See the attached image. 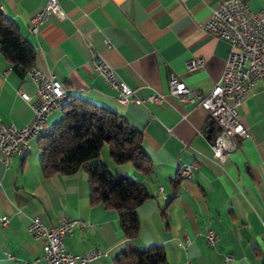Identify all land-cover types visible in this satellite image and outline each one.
Here are the masks:
<instances>
[{
	"label": "crops",
	"instance_id": "obj_1",
	"mask_svg": "<svg viewBox=\"0 0 264 264\" xmlns=\"http://www.w3.org/2000/svg\"><path fill=\"white\" fill-rule=\"evenodd\" d=\"M222 0H60L66 17H50L31 31L30 19L47 0H0V9L35 46V64L54 71L67 95L104 104L118 111L143 132V146L153 168L140 173L129 163L118 164L104 147L101 159L111 171L144 183L150 196L138 207L139 248L162 245L170 264H264V78L239 106L247 136L240 139L224 163L211 150L216 124L207 111L169 92L171 72L191 89L207 93L219 81L230 50L228 41L202 28V22ZM258 10L264 0H245ZM91 43L130 87L159 102L124 103L118 92L91 63ZM203 63L188 70L187 61ZM21 92L35 93L28 74L21 77L1 53L0 118L22 127L32 118L31 101ZM62 108L48 117L52 124ZM28 151L0 162V264H47L43 241L27 229L31 217L56 225L63 216L78 218L65 238L68 250L100 249L104 256L88 264H112L113 255L129 240L115 209L90 201L84 168L69 175L45 176L37 141ZM2 153H0V156ZM194 166L189 178L180 169ZM162 187V188H161ZM208 229L216 242L207 241ZM10 253L12 257L7 256ZM227 255L231 258L226 262ZM39 259L38 261H36Z\"/></svg>",
	"mask_w": 264,
	"mask_h": 264
},
{
	"label": "built area",
	"instance_id": "obj_2",
	"mask_svg": "<svg viewBox=\"0 0 264 264\" xmlns=\"http://www.w3.org/2000/svg\"><path fill=\"white\" fill-rule=\"evenodd\" d=\"M51 14L60 19L66 17L60 0H47L31 17V31L36 33L38 26ZM201 26L204 31L230 44L222 76L209 92L203 93L191 89L182 76L173 71L169 78V92L182 101H189L207 111L217 126V132L211 142L212 155L217 161L224 163L230 154L240 147V139L248 134L247 127L240 118L239 106L252 87L264 78V5L254 10L245 0H222L217 8L211 10ZM89 51L94 69L118 92L119 99L124 103L133 101L136 104H145L146 101L159 102L162 99L161 94H152L147 98L136 96L134 89L119 77L114 67L94 51L91 43ZM202 63V58L192 57L187 61V68L191 71ZM27 74L35 84V93L31 95L21 92V97L31 101L32 118L22 127L14 123H4L0 118V162L5 166L14 155L29 150L33 136L46 127L49 115L57 105H61V99H66V89L54 71L43 69L34 63ZM193 168L194 166L190 165L181 168L180 175L191 177ZM0 221L5 226L8 217L2 216ZM76 227L82 228L84 223L78 218L68 216H63L56 225L45 223L40 216H34L27 225L28 231L43 241L42 258L47 264H88L104 256L100 249L83 253L68 250L65 238L71 235ZM207 241L212 246L216 242L212 229H208ZM7 256L12 257L10 253H7ZM229 258L231 255H227L226 262Z\"/></svg>",
	"mask_w": 264,
	"mask_h": 264
},
{
	"label": "trees",
	"instance_id": "obj_3",
	"mask_svg": "<svg viewBox=\"0 0 264 264\" xmlns=\"http://www.w3.org/2000/svg\"><path fill=\"white\" fill-rule=\"evenodd\" d=\"M1 53L24 77L36 61V48L18 25L0 9ZM62 117L37 141L40 166L45 176L69 175L84 168L90 183V201L115 209L120 226L129 239L112 257V264H170L162 245L139 248L134 238L140 231L138 207L150 196L142 181L113 172L101 159L104 145L114 162L129 163L147 174L153 162L143 146V132L122 114L104 104L70 97Z\"/></svg>",
	"mask_w": 264,
	"mask_h": 264
},
{
	"label": "bare ground",
	"instance_id": "obj_4",
	"mask_svg": "<svg viewBox=\"0 0 264 264\" xmlns=\"http://www.w3.org/2000/svg\"><path fill=\"white\" fill-rule=\"evenodd\" d=\"M62 83V82H61ZM64 98H66V99H61V105H57L56 106V109H59V108H62L63 107V105L68 101V95H67V93H66V91L64 90ZM55 109V110H56ZM51 130V125H50V123H48L47 125H46V127H44L40 132H38L37 133V135H43V134H46V133H48L49 131ZM37 135H34L33 137H35V136H37ZM188 166H185L184 168H187ZM212 236L214 237V239H216V237H215V233L212 231Z\"/></svg>",
	"mask_w": 264,
	"mask_h": 264
},
{
	"label": "rangeland",
	"instance_id": "obj_5",
	"mask_svg": "<svg viewBox=\"0 0 264 264\" xmlns=\"http://www.w3.org/2000/svg\"><path fill=\"white\" fill-rule=\"evenodd\" d=\"M104 149H105V151H108V147L106 144L104 145Z\"/></svg>",
	"mask_w": 264,
	"mask_h": 264
}]
</instances>
